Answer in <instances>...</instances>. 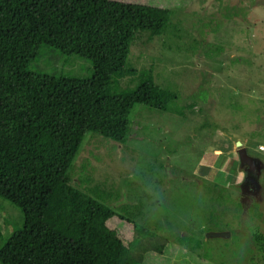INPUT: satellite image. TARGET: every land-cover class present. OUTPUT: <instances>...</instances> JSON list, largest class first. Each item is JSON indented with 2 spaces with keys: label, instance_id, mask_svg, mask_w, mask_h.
<instances>
[{
  "label": "rangeland",
  "instance_id": "1",
  "mask_svg": "<svg viewBox=\"0 0 264 264\" xmlns=\"http://www.w3.org/2000/svg\"><path fill=\"white\" fill-rule=\"evenodd\" d=\"M121 1L172 10L164 33H140L128 57L177 92L180 112L135 103L123 142L86 131L72 183L116 211L111 223L125 241L138 236L126 219L140 209L137 222L154 233L141 241L163 246L142 264H264L253 239L264 233V0ZM30 67L91 74L88 59L49 47ZM237 140L261 160L258 187L243 193ZM21 224V210L0 198V233Z\"/></svg>",
  "mask_w": 264,
  "mask_h": 264
},
{
  "label": "trees",
  "instance_id": "2",
  "mask_svg": "<svg viewBox=\"0 0 264 264\" xmlns=\"http://www.w3.org/2000/svg\"><path fill=\"white\" fill-rule=\"evenodd\" d=\"M171 15L146 2L0 0V198L22 213L18 229L0 233V264H142L147 250L162 252L141 241L154 233L137 222L140 209L126 219L138 236L125 241L116 211L75 186L68 168L88 130L125 141L135 103L180 112L177 92L128 57L136 36L164 33ZM43 47L88 59L91 74L31 68ZM253 239L264 261V233Z\"/></svg>",
  "mask_w": 264,
  "mask_h": 264
},
{
  "label": "water",
  "instance_id": "3",
  "mask_svg": "<svg viewBox=\"0 0 264 264\" xmlns=\"http://www.w3.org/2000/svg\"><path fill=\"white\" fill-rule=\"evenodd\" d=\"M236 145L238 146V154H239V162L240 164H245L244 166V173H245V180H247L250 177L257 176V172L259 173V162L261 161L258 157L250 155L245 147L241 145V141L237 140ZM208 235L214 236V235H224V232L220 231H213L209 232Z\"/></svg>",
  "mask_w": 264,
  "mask_h": 264
},
{
  "label": "flooded vegetation",
  "instance_id": "4",
  "mask_svg": "<svg viewBox=\"0 0 264 264\" xmlns=\"http://www.w3.org/2000/svg\"><path fill=\"white\" fill-rule=\"evenodd\" d=\"M247 185H253L254 189L257 188L258 184H257L256 178L250 177L247 180L241 182L240 187H241L242 193H243V187Z\"/></svg>",
  "mask_w": 264,
  "mask_h": 264
},
{
  "label": "built area",
  "instance_id": "5",
  "mask_svg": "<svg viewBox=\"0 0 264 264\" xmlns=\"http://www.w3.org/2000/svg\"><path fill=\"white\" fill-rule=\"evenodd\" d=\"M261 146V145H260ZM262 147V146H261Z\"/></svg>",
  "mask_w": 264,
  "mask_h": 264
}]
</instances>
